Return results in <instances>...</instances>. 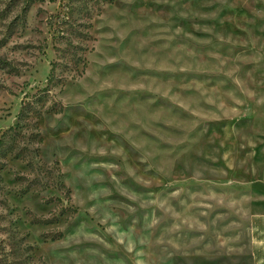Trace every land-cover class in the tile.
Here are the masks:
<instances>
[{"label":"rangeland","instance_id":"obj_1","mask_svg":"<svg viewBox=\"0 0 264 264\" xmlns=\"http://www.w3.org/2000/svg\"><path fill=\"white\" fill-rule=\"evenodd\" d=\"M264 0H0V264H251Z\"/></svg>","mask_w":264,"mask_h":264},{"label":"crops","instance_id":"obj_2","mask_svg":"<svg viewBox=\"0 0 264 264\" xmlns=\"http://www.w3.org/2000/svg\"><path fill=\"white\" fill-rule=\"evenodd\" d=\"M249 228L251 264H264V212L250 216Z\"/></svg>","mask_w":264,"mask_h":264}]
</instances>
